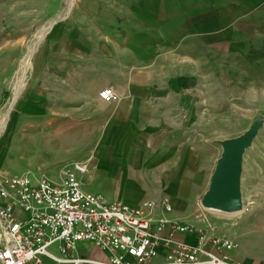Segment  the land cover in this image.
<instances>
[{"label": "crops", "instance_id": "obj_1", "mask_svg": "<svg viewBox=\"0 0 264 264\" xmlns=\"http://www.w3.org/2000/svg\"><path fill=\"white\" fill-rule=\"evenodd\" d=\"M110 1L94 0L89 29L73 24L55 32L45 48L47 67L37 69L16 100L15 136H24L29 119V126L51 125L53 166L25 164L23 173L42 168L47 172L40 174L60 183L79 164L85 171L74 174L85 191L136 209L149 202L153 220L203 228L208 237L234 241L231 254L239 261L264 264V226L260 234L235 212L203 204L223 152L218 139L225 138L200 129L224 115L216 107L245 110L235 92L262 89L264 0ZM10 34L0 17V89L13 72ZM105 88L119 99L104 102L99 91ZM7 142L0 136L6 153ZM176 237L196 241L190 233ZM50 251L61 256L56 244ZM73 255L85 260L80 264H103L110 256L86 241ZM42 263L71 264L47 257Z\"/></svg>", "mask_w": 264, "mask_h": 264}, {"label": "built area", "instance_id": "obj_2", "mask_svg": "<svg viewBox=\"0 0 264 264\" xmlns=\"http://www.w3.org/2000/svg\"><path fill=\"white\" fill-rule=\"evenodd\" d=\"M99 97L119 99L111 88ZM73 170L85 171L79 164ZM74 171H65L60 183L45 174L0 172V264H43V257L80 264L85 260L73 253L82 241L109 253L103 264H246L231 254L234 241L177 220H153L149 202L136 209L85 191ZM186 233L195 244L177 239ZM54 244L61 256L50 251Z\"/></svg>", "mask_w": 264, "mask_h": 264}, {"label": "rangeland", "instance_id": "obj_3", "mask_svg": "<svg viewBox=\"0 0 264 264\" xmlns=\"http://www.w3.org/2000/svg\"><path fill=\"white\" fill-rule=\"evenodd\" d=\"M111 1L118 4L117 0ZM96 4L97 2H94V0H5L2 3L0 7L2 23L6 29L11 28L10 35L12 42L10 43L9 50L12 51V58L9 64L13 65V72L5 80L4 87L0 89V124L4 114L10 107L16 83L19 81L21 87L19 99H21L25 91L28 90L29 85L33 82L32 79L36 76L37 69L40 71L42 66L47 67L45 48L50 46L49 43L56 34L55 32L68 31V28L73 30V26H70L73 24H78L82 30L89 29L86 21L88 16L93 13L91 11L98 10ZM96 12L94 11L93 14ZM51 23L53 24L51 30L39 41L36 35L40 34L39 32L43 26H50ZM31 45H36V48L31 57L30 68L27 73L20 72L18 71L19 61H22L21 59L25 57L27 50L32 47ZM28 73H33L32 77L28 76ZM38 78L43 88L45 85L48 86L47 74L45 75V72ZM24 80L25 85H23ZM261 84L262 89L255 91L244 90V92L240 93L235 92V96H241L247 104L245 110L236 109L229 104L230 106L227 107V110L222 113V109L216 107V113L219 111L220 114H224L225 116L216 115L215 123L200 126L203 135L206 137L212 138L216 136L217 138H225L218 139V141L237 138L250 128L256 129V136L243 156V168L240 177L242 209L232 214L237 216L240 221L243 219L245 223L255 226L257 230H260V234L264 226L263 72H261ZM18 101L11 110L5 123V128L2 130L3 133H0V136L4 135L7 139L6 145L10 142L7 153L4 150L5 148L0 146V168L3 174L8 177L25 172L26 170L23 169L25 164L30 166L29 170L31 167L53 166L51 125H47L46 121H35V125L30 126L29 123H33L34 121L30 119L24 121L23 123L27 124L24 127V136H20V134L18 137L15 136V108L18 106ZM40 143L42 144L41 151L36 146ZM34 145L36 146L35 149L32 148ZM69 170L74 171L73 167H70ZM38 171L40 173L47 172L42 170V168ZM30 173L34 175L40 174L35 171H31ZM259 243L262 244L260 241Z\"/></svg>", "mask_w": 264, "mask_h": 264}, {"label": "water", "instance_id": "obj_4", "mask_svg": "<svg viewBox=\"0 0 264 264\" xmlns=\"http://www.w3.org/2000/svg\"><path fill=\"white\" fill-rule=\"evenodd\" d=\"M255 133L256 129L250 128L242 136L218 141L223 152L217 160L209 190L204 196V206L227 213L242 209L240 177L243 156L255 138Z\"/></svg>", "mask_w": 264, "mask_h": 264}, {"label": "bare ground", "instance_id": "obj_5", "mask_svg": "<svg viewBox=\"0 0 264 264\" xmlns=\"http://www.w3.org/2000/svg\"><path fill=\"white\" fill-rule=\"evenodd\" d=\"M52 23L50 24V26H43L41 31L39 32L40 34H37L36 37L37 39H39V41H41V39L47 34V32H49L52 28ZM32 47H30L28 50H27V54L25 55V57L22 59L21 61V64H20V67H19V71L20 72H26L29 70L30 68V64H31V57L35 51V48H36V45L33 46L31 45ZM22 74V73H20ZM24 75V74H23ZM28 76H31V73H28ZM21 93V87L19 85V81L16 83L15 85V89H14V92H13V96H12V100H11V104H10V107L9 109L7 110V112L4 114L3 116V120L1 121V129H0V133L2 132V130L5 128V123L11 113V110L14 108L15 104L17 103L16 100L18 99L19 95ZM3 133V132H2Z\"/></svg>", "mask_w": 264, "mask_h": 264}]
</instances>
